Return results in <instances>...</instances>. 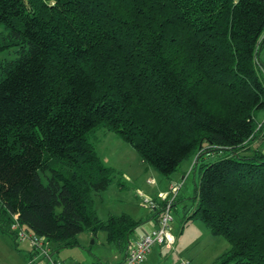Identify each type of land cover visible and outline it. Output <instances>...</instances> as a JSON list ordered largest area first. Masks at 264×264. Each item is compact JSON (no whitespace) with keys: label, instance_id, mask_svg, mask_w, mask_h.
Returning a JSON list of instances; mask_svg holds the SVG:
<instances>
[{"label":"trees","instance_id":"trees-1","mask_svg":"<svg viewBox=\"0 0 264 264\" xmlns=\"http://www.w3.org/2000/svg\"><path fill=\"white\" fill-rule=\"evenodd\" d=\"M0 26L18 54L0 60V232L17 245L18 222L56 252L102 230L125 258L142 221L97 213L116 171L104 128L165 176L194 157L183 223L230 242L218 264H264V0H0Z\"/></svg>","mask_w":264,"mask_h":264},{"label":"rangeland","instance_id":"rangeland-1","mask_svg":"<svg viewBox=\"0 0 264 264\" xmlns=\"http://www.w3.org/2000/svg\"><path fill=\"white\" fill-rule=\"evenodd\" d=\"M2 31L4 28L0 26ZM17 55L16 48H12L0 52V60L14 59ZM259 60L264 75V44L259 51ZM256 119L259 125L264 121V110L256 112ZM92 142L102 162L116 170L108 189L95 195V208L101 219L106 220L110 214H127L142 221L135 231L144 225H155L156 210L141 202V194L157 199L156 192H166L173 185L178 188L177 202L171 206L176 244L174 247L154 245L144 264L220 263L222 255L231 248L230 242L221 235L211 233L201 220L192 219L183 223L194 208L193 199L200 180V168L199 165L195 167L194 157L184 160L175 172L165 176L143 162L138 151L116 132L98 129ZM263 143L264 139H258L252 147L259 148ZM221 156L218 152L209 156L204 154L202 162H213ZM43 180L47 182L45 176ZM52 246L55 255L64 264H94L101 262L99 260L109 264L115 262L119 255L117 247L108 241L107 233L102 230L96 234L89 230L81 232L74 247L58 248L55 243ZM31 251L32 245L28 240H19L16 245L10 236L0 232V264H27ZM43 263L44 260L39 261V264Z\"/></svg>","mask_w":264,"mask_h":264},{"label":"built area","instance_id":"built-area-1","mask_svg":"<svg viewBox=\"0 0 264 264\" xmlns=\"http://www.w3.org/2000/svg\"><path fill=\"white\" fill-rule=\"evenodd\" d=\"M177 195L178 188L175 185L166 192H160L157 199L141 194V202L144 205L154 210L158 208L162 210L157 217L158 224L132 243L126 257L117 264H143L154 245L174 247L177 238L172 225L171 206ZM161 203L164 205L162 206ZM13 229L17 230L19 240H28L32 245V252L27 264H39L40 260H44L43 264H64L61 259L56 257L50 242L45 237L26 231L18 222L13 224Z\"/></svg>","mask_w":264,"mask_h":264},{"label":"crops","instance_id":"crops-1","mask_svg":"<svg viewBox=\"0 0 264 264\" xmlns=\"http://www.w3.org/2000/svg\"><path fill=\"white\" fill-rule=\"evenodd\" d=\"M159 192L160 191L156 192V196L158 195ZM155 220H156L155 225H151V226H150V224L149 225H144V226H141V228L138 229V231H134V233L131 236L132 243H134L137 239H139L146 231H148V230H150L152 228H155L157 226V224H158L157 219H155ZM123 259H124V256L119 252V255L116 256V261L112 262V263H109V264H117V263L121 262ZM27 261H28V258H27ZM99 261H101V262H96V263L108 264V263L102 262V260H99ZM96 263H94V264H96Z\"/></svg>","mask_w":264,"mask_h":264}]
</instances>
